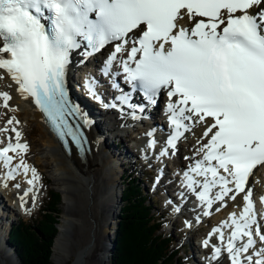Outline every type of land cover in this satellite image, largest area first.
<instances>
[{
    "label": "snow or ice",
    "instance_id": "obj_1",
    "mask_svg": "<svg viewBox=\"0 0 264 264\" xmlns=\"http://www.w3.org/2000/svg\"><path fill=\"white\" fill-rule=\"evenodd\" d=\"M261 5L264 0H0V69L22 97L34 100L61 138L71 136L82 145L81 125L68 118L89 121L69 99L67 74L74 53L84 64L107 50L99 75L120 94L114 98L118 104L104 107L119 106L121 113L127 107L133 119H140L137 112L145 113L163 98L170 131L161 157L197 125L204 129L197 142L207 138L197 150L202 158L184 172L187 189L208 209L216 201L226 206L230 193H245L239 216L231 213V223L223 222L231 228L226 244L223 231L213 229L221 246H212V258L219 264L226 252L229 264H264V223L257 218L248 185L255 171L264 168ZM82 86L103 103L97 91L103 87L100 78L89 73ZM137 95L140 102L134 103ZM0 97L8 107L9 93L0 92ZM16 137V144L9 137L0 147V162L8 169L6 180L15 179L21 169L25 176L32 172L27 196L38 177L23 160L12 167L9 153L27 150L18 131ZM155 145L154 138L149 140V147ZM214 188L218 190L210 195ZM229 198L235 201L236 195ZM20 200L23 206V196ZM203 244L207 247L209 240Z\"/></svg>",
    "mask_w": 264,
    "mask_h": 264
},
{
    "label": "bare ground",
    "instance_id": "obj_2",
    "mask_svg": "<svg viewBox=\"0 0 264 264\" xmlns=\"http://www.w3.org/2000/svg\"><path fill=\"white\" fill-rule=\"evenodd\" d=\"M0 75H2L3 77V78H0V92H8L9 95L11 96V99L8 101V107L3 106V97L0 98V125L2 126L4 122L7 121V125L5 126V129L8 130V138L10 137L11 140H14L16 144L17 143L16 132L18 131L20 133L19 143L27 145L26 151L18 150V152L16 153V161L14 163H17L18 160H23V162L25 161V164H27L29 168L32 169L33 164L29 162V160L26 159L28 150L31 147L30 141L27 139L28 134H27L26 128L23 126L24 122H21V119H24V120L32 119L34 122H36L37 126H39L40 128H44L43 144L46 145L47 152L51 156V159H52L51 161L54 164V170L56 171L55 175L53 176L55 177L56 184H58L61 187V191L67 201L66 203L67 206L70 207V199H71V196L69 195L70 190L67 191L66 187L62 188L63 185H68L69 187L71 185L76 186V187L81 186L82 192L87 198V206L89 207L90 205V209L92 208V204H91L92 197L94 196L95 191H98L99 195H97V197L99 198H97V200L102 201V206L101 207L95 206V207L105 212L102 219H100V221L103 222L106 226L110 227L111 225V228H112L111 223L113 222L114 216H115L114 209L116 208V206H118L119 194L121 196V193H123V189L121 185H119V182H118L120 177L117 175L116 170H117V167L119 166L118 162L121 161L120 158H125L123 154L126 152L125 151H115V148L109 144L107 140L108 137H105V138L103 137V140L107 141V143L104 144L103 142L101 143L96 142L97 145L95 143L92 144L90 147V152L85 154V157L83 160L77 157L74 151H72L70 156H66L62 147L58 145V143L55 141L51 133L48 131L47 126L43 123L41 114L38 111H36V109L32 106L30 101H26L20 98V95L17 93L15 86L13 85V81H11V79L6 73L0 71ZM72 90L77 100L80 101L83 97L84 91L82 93L80 92V90L76 91L73 85H72ZM86 105L87 107H90V110H91L90 112L92 113L93 105H89V102L86 103ZM8 110H10V113H11L10 117L6 118L2 115L4 117L3 119L1 117V112L3 111L8 112ZM106 116L108 118H113L115 117V114L113 112H106ZM9 120H12L11 124H8ZM13 129H15V131H13ZM98 130L99 129L97 128V126L96 127L92 126L90 129L92 134H96ZM203 131L204 129L200 127L199 125H197L192 131L187 133L185 142L182 143L184 145L181 148V152L178 154V157H179L178 165L184 166V164L189 160V155H191L192 152H198L197 150L201 147V144L206 142L207 140L206 137L203 139H200L199 143L197 142L198 138L202 137ZM98 133L99 135L105 134V132H99V131ZM109 133H110V137L113 138V141L117 137H119V133L112 132L111 129ZM128 137L130 139H133L134 136L132 134H129ZM120 145L121 143L118 142V146ZM43 156L44 158H47L45 155ZM108 157L110 161H112V164H109ZM34 168L36 169V175L38 179L35 181L34 191H32L31 194L36 193L38 191L40 192L39 182L40 180H43L42 175H39V170L36 168V166H34ZM106 169L111 175L110 185H108L109 186L108 189L111 192L110 193L111 198L106 196L105 188L104 189L102 188L103 187L102 181L104 180V177H105L104 171ZM124 170L128 172V169H124ZM19 173L20 174L17 175L15 179H8L7 184H5L7 186L5 185L3 186L4 190L18 191V188L15 187V185L16 184L21 185L22 184L21 181L26 180L27 182V180L31 179L32 177L31 171L28 172L27 176L24 175L23 169H21ZM255 176H258V173H256ZM112 178H116V180L113 182ZM260 179L263 182V185L257 186L251 183V186L253 187L254 192H259V193L264 192V174L261 176ZM1 199L2 198H0V200ZM240 202H241L240 197H236L235 201L226 199L225 200L226 206H225L224 211L226 212L229 207L237 205ZM219 208H220V205H219ZM220 209H222V207ZM101 210L94 209V210H91V212L89 211L90 217L94 219L92 220V223H91V225H93L94 227L97 226L96 221L97 219H99ZM4 211H5V207H4L3 212H1L2 217L0 216V226L3 227L4 225L7 229V224L5 223L4 217H3L5 214ZM119 212H120V207H118V214ZM69 213L70 212L67 213V216L69 215ZM62 219H63V222L61 224V227H62V231L65 233L67 226H69L70 220L66 217V215H63ZM214 219H217L216 214L215 215L213 214L208 218V220H214ZM118 221H119V215H118ZM205 224L207 225V220L205 221ZM217 225L222 229L223 233H225L227 226H225L221 221ZM117 227H118V222L116 223L115 226L113 225V228L111 231L107 232L106 239L108 240V243L111 242L110 241L111 240L110 237L112 235L111 232L114 231V229ZM58 230H59V227H58ZM3 231L6 232L5 229ZM63 232H61V235L56 239L55 243L57 245V248H59V245L63 238V234H64ZM188 238H191V237H188ZM92 240H89V243L93 247L92 245L93 243H91ZM6 243L7 242L4 241V238H2L0 241V252L4 251L6 255H8V257H10L9 255L11 254V256L14 258L13 260H15V261H12V263L15 264L16 257L12 252L14 251V249L12 251L11 249H8V245H7L8 243L7 244ZM90 244H88L87 247L84 249L85 254L87 251H90L92 249L91 246H90L91 248L89 247ZM108 247H109L108 244L106 247H104L107 250V252L109 250ZM0 257L3 258L1 254H0ZM97 258L98 259L100 258V254L99 256L97 255ZM17 259H19L18 256H17ZM10 260H11V257H10ZM75 262L73 264H76ZM106 262L107 260L105 262H103V260H99V264H104ZM0 264H5V263L2 261Z\"/></svg>",
    "mask_w": 264,
    "mask_h": 264
},
{
    "label": "rangeland",
    "instance_id": "obj_3",
    "mask_svg": "<svg viewBox=\"0 0 264 264\" xmlns=\"http://www.w3.org/2000/svg\"><path fill=\"white\" fill-rule=\"evenodd\" d=\"M21 122H24L23 126L26 128V131L28 134L27 139L30 141V146H31L29 148L26 156L28 158H30V160L36 164L35 166L39 170V175H42V179L44 181H46L45 186L43 187V190H42L41 195H40L41 200L37 204H33V206H32V210L35 211V214L32 217H26L25 218L28 221V223H31V227H34L36 225V218L41 213L39 208L43 207V205L45 204L46 199H47L48 188H51V189L58 191L60 193V197H61V202H60L59 207H58V214H59V218H58L59 223L58 224L59 225L57 224V228L59 227V230L57 229L53 244L49 248L50 249L49 254H50L51 263L52 264H73L76 261L75 262L76 264H99V260H103V262H105L107 260V262L104 264H111V260H112V256H113L112 253H113L114 249H113L112 253L109 254L108 253L109 250L107 252V250L104 247H106L107 244H109L108 240L106 239L107 232L111 231L113 228V225L115 226L116 223L118 222V215H119L118 214V207L120 205L118 204V206H116V208L114 209V215L115 216H114L113 222L111 223L112 228H111V225H110V227L106 226L103 222L100 221V219H102L105 212L103 210L95 207V206H98V207L102 206V201L97 200V198H99V197H97V195H99L98 191H95L94 196L92 197V202H91L92 208L90 209V205H89V207L87 206V198L83 194L81 186L76 187V186L71 185L69 187L68 185H63L62 188L66 187L67 191L70 190V193H69V195L71 196L70 207L67 206V204H66L67 201H66V199H65V197L61 191V187L58 184H56L55 177L53 176V175H55L56 171L54 170V164L51 161L52 160L51 156L47 152L46 145L43 144L44 128H40L39 126H37L36 122H34L32 119L31 120L21 119ZM119 137H117L114 140V145H116L117 142H120L121 145L118 146V150L123 149L127 152L128 151L130 152V150H129L130 143L127 142V138H123L120 135H119ZM107 140H108V142L112 141L111 138H107ZM43 155H45L47 158H44ZM108 160H109V164H112V161H110L109 157H108ZM131 163H133V161ZM132 166L134 167L135 164H132ZM122 169L123 168L120 165L117 167L116 171H117L118 176H119V173H121ZM133 175H135L138 178L137 182L141 181V177H142L141 172H138V171L133 172ZM104 176L105 177H104V180L102 181V184H103L102 188L103 189L105 188L106 196L111 198V194H110L111 192L108 189L109 188L108 185H110L111 175L109 174L107 169L104 171ZM112 179H113L112 180L113 182L116 180V178H112ZM124 179H127V178H124ZM118 182L120 185L123 181H121L119 178ZM121 187H122V185H121ZM32 194L34 195L35 193H32ZM158 207H155L154 205H152L151 214H154V217H157L158 214H161V207L160 206H158ZM94 209L101 210L100 215H99V219H97V221H96V223H97L96 227L91 225L92 220H94V219L90 217V212H91V210H94ZM29 212H30L29 210L25 211V213H29ZM68 212H70L68 215L69 217L67 216ZM6 213H8V212H6ZM63 215H66V217L70 220L69 226H67L65 233L62 231V227H61V224L63 222V219H62ZM18 218L19 217H17V216H15V218H14V221H16V223H17V221H19ZM180 227L181 226L178 225L175 229L174 225H172L171 223H166L163 225L162 230H161L164 234L171 233L175 237V241L172 244V248H174V249L181 242L180 241L181 239L176 237V234L179 233V231H180ZM2 229L7 230L4 225H3ZM116 229L117 228H115L114 231L111 232L112 235L110 237L111 238L110 241H112V242L113 241L115 242V237L117 234ZM61 232H63L64 234H63V238L61 240V243L59 245V248H57V245L55 242H56V239L61 235ZM194 233H195V231H194ZM108 235H110V234H108ZM4 236H5V234H4ZM190 237H192V236H190ZM1 239L2 238L0 237V241H1ZM89 240H92L91 243H93L92 244L93 247L89 243ZM5 242L8 243V244L6 243L8 245V249H11V251L13 249H14V251L16 250V246L14 244H12L9 241H5ZM199 242L200 241H198V240L196 241V243L198 245L197 247H200ZM87 243L90 244L89 247L91 246L92 249L90 251H87L85 254L84 249L87 247V245H88ZM14 251H12V252L16 257L17 252H14ZM46 253H47V251H46ZM0 254L3 256V258L0 257V263L3 261L5 264H13L12 261H15V260H13L14 258L11 256V254L9 255L11 257V260H10V257H8V255H6V253L4 251L0 252ZM79 254H80V256H79ZM99 254H100V258L98 259L97 255L99 256ZM177 255L185 257L186 253H184V251H182V249H179ZM45 257H46V255H45ZM184 260H185V258H184ZM81 261H82V263H81ZM16 263L20 264L17 257H16Z\"/></svg>",
    "mask_w": 264,
    "mask_h": 264
},
{
    "label": "trees",
    "instance_id": "obj_4",
    "mask_svg": "<svg viewBox=\"0 0 264 264\" xmlns=\"http://www.w3.org/2000/svg\"><path fill=\"white\" fill-rule=\"evenodd\" d=\"M141 191L137 179L123 181V203L111 264H184L169 248L170 238L162 236L159 225L149 216L147 198ZM60 202V193L49 189L47 204L36 225L31 227V223L22 220L13 226L9 241L16 246L20 264H52L49 248L58 229Z\"/></svg>",
    "mask_w": 264,
    "mask_h": 264
},
{
    "label": "water",
    "instance_id": "obj_5",
    "mask_svg": "<svg viewBox=\"0 0 264 264\" xmlns=\"http://www.w3.org/2000/svg\"><path fill=\"white\" fill-rule=\"evenodd\" d=\"M108 249H109V254H111L112 253V251H113V249H114V247H115V242L113 241H111L109 244H108Z\"/></svg>",
    "mask_w": 264,
    "mask_h": 264
}]
</instances>
